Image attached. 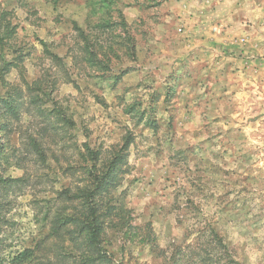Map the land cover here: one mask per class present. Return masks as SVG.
<instances>
[{
  "label": "rangeland",
  "instance_id": "374dc122",
  "mask_svg": "<svg viewBox=\"0 0 264 264\" xmlns=\"http://www.w3.org/2000/svg\"><path fill=\"white\" fill-rule=\"evenodd\" d=\"M173 3L0 0L22 54L0 86L15 108L0 101V176L22 178L0 184L13 222L0 232V254L50 233L34 214L51 198L53 213L64 187L73 195L84 184L82 142L105 152L128 134L110 195L139 230L110 246L118 262L165 264L159 252L180 245L187 264L209 252L220 264H264V77L216 76L210 60L179 57ZM27 135L41 151L24 144ZM149 227L153 242L139 243Z\"/></svg>",
  "mask_w": 264,
  "mask_h": 264
},
{
  "label": "trees",
  "instance_id": "16d2710c",
  "mask_svg": "<svg viewBox=\"0 0 264 264\" xmlns=\"http://www.w3.org/2000/svg\"><path fill=\"white\" fill-rule=\"evenodd\" d=\"M56 5L60 0H45ZM105 22H99L97 27L107 28ZM17 24L13 22V12L0 9V86L4 75L11 67H18L21 51L16 45ZM133 51V45L129 47ZM4 53L12 56L7 58ZM17 54V55H16ZM51 57H56L52 55ZM0 101L6 105L8 112L14 111L10 96L0 97ZM134 111L130 107L129 112ZM131 142L129 135L122 137L120 144L111 145L109 151L103 152L101 148L90 147L87 142H82L83 152H78L84 160L83 168L87 178L81 188H77L76 194H70L71 187L66 186L62 190L65 199L56 206L54 212L51 209L55 200L48 199L45 202L44 212L41 217L34 214L35 221H45L49 224L44 236L34 242L29 248L15 250L12 256L0 254V264H122L116 259V253L110 246L117 237L133 242L136 237L137 226L132 224L131 210L123 202L110 195L111 190L120 179L119 173L125 163L127 148ZM32 150L38 152L37 140L31 135L26 136L24 143ZM81 167V166H80ZM72 168V167H70ZM17 178H2L0 184L12 186ZM69 201L68 205L63 204ZM9 201L0 200V232L12 228L13 222L6 217L4 206ZM69 209L68 212H64ZM148 227V226H147ZM151 228H146L140 235L139 243H151L154 239ZM1 242V238H0ZM1 250L3 248H0ZM3 251V250H2ZM206 252V251H205ZM183 249L180 245L174 247L170 254H161L165 264H187ZM163 254H165L163 256ZM206 257H200V264H220L212 260V255L206 253ZM183 257L186 263H183Z\"/></svg>",
  "mask_w": 264,
  "mask_h": 264
},
{
  "label": "crops",
  "instance_id": "0c3cea01",
  "mask_svg": "<svg viewBox=\"0 0 264 264\" xmlns=\"http://www.w3.org/2000/svg\"><path fill=\"white\" fill-rule=\"evenodd\" d=\"M173 5L181 18L179 57L210 60L216 76L239 69L264 77V0H180L179 8Z\"/></svg>",
  "mask_w": 264,
  "mask_h": 264
}]
</instances>
